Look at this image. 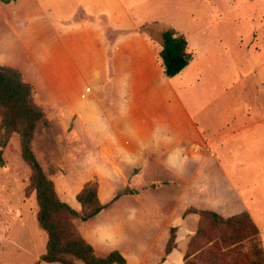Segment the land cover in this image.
Listing matches in <instances>:
<instances>
[{"label":"crops","instance_id":"0c3cea01","mask_svg":"<svg viewBox=\"0 0 264 264\" xmlns=\"http://www.w3.org/2000/svg\"><path fill=\"white\" fill-rule=\"evenodd\" d=\"M161 50L123 0H0V64L22 73L39 104L73 121L84 158L102 167L99 178L73 192L58 189L61 175L53 174L59 197L67 202L72 195L74 209L81 211L77 195L94 179L102 203L103 181L114 190L113 198L137 189L94 218L76 220L97 256L119 251L128 264H184L200 224L198 215H185L189 207L224 218L248 213L264 241V228L248 205V177H230L225 168L226 159L236 158L233 150L248 154V139L220 153L227 135L216 130L208 138L179 88L198 67L194 54L184 71L169 78ZM125 200L135 203L120 205ZM126 227L136 232L128 230V241H118V231ZM173 227L177 248L162 262ZM149 229L154 243L162 241L158 252L154 245L138 244Z\"/></svg>","mask_w":264,"mask_h":264},{"label":"rangeland","instance_id":"374dc122","mask_svg":"<svg viewBox=\"0 0 264 264\" xmlns=\"http://www.w3.org/2000/svg\"><path fill=\"white\" fill-rule=\"evenodd\" d=\"M123 2L157 47L161 46V27H173L187 38L198 67L179 88L186 93L189 108L206 128L208 138L216 130L227 135L221 154L248 139V154L233 150L236 158L226 159L225 168L230 177H248V205L264 228V0ZM40 105L48 126H40L33 146L46 172L61 175L56 177L57 188L73 192L86 180L96 175L99 178L102 167L84 158L85 146L75 135L73 121L49 105ZM5 134L0 131V264H46L40 259L48 237L37 220L36 192L30 187L33 172L22 158L20 135L7 139ZM109 185L103 181L101 188V199L106 203L114 193ZM66 201L78 208L72 195ZM147 202L154 206L148 198ZM134 203L125 200L120 205ZM128 230L136 232L127 227L119 230L118 241H128ZM152 233L147 230L138 244L145 249L154 245L158 252L162 241L154 243L149 236Z\"/></svg>","mask_w":264,"mask_h":264},{"label":"trees","instance_id":"16d2710c","mask_svg":"<svg viewBox=\"0 0 264 264\" xmlns=\"http://www.w3.org/2000/svg\"><path fill=\"white\" fill-rule=\"evenodd\" d=\"M11 3L15 0H1ZM156 31V30H155ZM160 58L165 75L173 78L193 60L187 38L173 27H161ZM47 114L36 99V89L14 68L0 65V131L7 139L20 135L22 158L31 168V189L36 192L39 227L47 234L46 252L40 262L46 264H128L119 251L106 257L96 255L94 248L80 234L76 220L88 221L110 207L126 189L107 203L99 199V181L87 183L77 195L81 211L59 197L53 174H48L34 150V140L41 125L48 126ZM1 154V153H0ZM3 165V163H0ZM200 217L199 227L191 238L184 264H264V246L260 231L248 213L230 218L207 210L187 208L185 215ZM177 248V228L171 229L165 257Z\"/></svg>","mask_w":264,"mask_h":264}]
</instances>
